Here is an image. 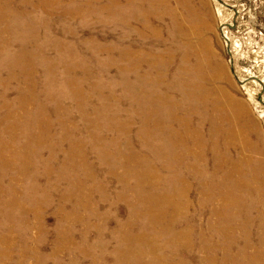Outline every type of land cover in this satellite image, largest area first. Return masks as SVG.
<instances>
[{
  "label": "rangeland",
  "instance_id": "1",
  "mask_svg": "<svg viewBox=\"0 0 264 264\" xmlns=\"http://www.w3.org/2000/svg\"><path fill=\"white\" fill-rule=\"evenodd\" d=\"M151 1L149 24L160 31L159 44L155 38L137 37L130 26L113 20L114 14L98 8L80 7L95 14L65 18L63 12L45 13L44 0H0V145L13 169L22 170L45 196L43 216L49 230L38 248H51L58 226L69 223L59 216L69 215L75 238L83 234L88 242L99 239L105 264L122 259L112 253L117 236L131 264H264V0ZM92 43L113 53H89L86 48ZM130 47L157 53L172 49L169 72L174 76L179 65L187 64L193 80L198 79L191 69L197 52L204 57L202 86L210 101L216 95L221 98L219 110H213L214 118L220 114L216 122L221 119L229 129V117L237 116L228 150L243 165L233 170L231 186L209 174L202 179L188 166L189 156L172 152L165 123L161 128L148 123L146 145L139 124L128 119L88 121L92 110H104L83 100L88 95L136 89L131 81L119 83L124 75L150 84L146 72L136 69V57L117 53ZM104 65L109 66L106 72ZM27 74L33 79L29 87ZM102 74L108 84L89 83L88 78ZM165 74L168 84V70ZM177 92L170 93L171 98L180 99ZM20 95L32 104L19 106ZM119 104L113 106L116 112L132 110ZM211 130L210 125L204 138L212 143ZM72 139L77 143L72 145ZM49 146L58 153L53 159ZM62 151L69 152L65 166ZM92 174L98 182L85 181L93 188L88 198L75 195V178ZM250 177H255L254 188L261 194L255 203L244 191ZM210 179L214 189L201 188ZM184 184L191 186L190 204L180 212L174 203L177 187ZM201 191L219 192L228 202L219 200L222 196L207 197L209 204L200 202ZM76 201L85 207H75ZM13 230L11 240L20 236Z\"/></svg>",
  "mask_w": 264,
  "mask_h": 264
},
{
  "label": "bare ground",
  "instance_id": "2",
  "mask_svg": "<svg viewBox=\"0 0 264 264\" xmlns=\"http://www.w3.org/2000/svg\"><path fill=\"white\" fill-rule=\"evenodd\" d=\"M151 4H153L151 0H44V2H42V5L46 9L45 13L49 14L52 13V11L57 13L63 12V17L65 18L86 17L84 15H88L89 13L80 10V7L98 8L102 10L103 13L108 12L114 14L111 16L112 19L116 20V22L122 26H130L132 30L134 29V34H136L137 37L144 39L148 37L155 38L156 44H159L160 41L157 36H159L160 31L157 27L150 26L149 24L152 12H154L152 11L153 7ZM91 14L93 15L95 13ZM23 39L26 40L27 37H23ZM119 40L124 41L125 38L122 37ZM145 44H147V41ZM88 46L89 49H86L92 54L106 53L108 55L113 53L110 49H95L96 46L93 43ZM72 48L74 55H79V51L75 47ZM129 49L130 50L120 49L117 50V53L120 51L126 58L128 56L129 59L136 57V69L139 72H146L147 77L145 79H147L150 84L145 86L140 79L134 77L132 74L128 76L124 75L121 76L123 78L119 83L123 84L131 81V84L135 86L137 84L136 89L128 87L124 90L123 88L126 92H123L121 95H117L114 91L102 93L101 97L99 95L97 97L88 95V97L83 100H86L91 105L100 104L101 107H104V110L102 109L101 111L92 110L91 116L88 117V121L93 122L97 118L99 121L102 120L103 123H107L111 118L122 117L126 120L128 119L127 121H129V123L139 124V130L145 133V140L148 136V134H146L149 128L148 123H158L157 126L160 128L161 124L165 123L167 133L169 134V146L172 147V152H175L177 155L182 154L183 158L189 156L190 160L188 166L193 167L194 171L199 174L202 179H207L210 175L211 177L218 178L220 183L231 186L233 170L243 163L231 156L228 150V148L232 147L229 143L233 142L232 139L235 135L233 123L236 121L235 118L237 116L229 117L231 123L229 129L224 127V123H222L223 121H221V119L216 122L220 114L215 112V114L218 113V115L214 118L213 110H219L221 98L219 95L215 96L214 94L215 98L210 101L207 91L202 86V70H204L203 65L206 62L204 57H201L198 51L197 53L199 54L196 58V67H191V69L193 68V70H195V76L198 78L196 81L191 77V71L189 72L190 66L188 67L187 64L186 66H183V64L179 65L178 68L175 69L174 76L169 72L170 64L174 61L172 49L168 48L166 51L163 50L159 53L152 52L149 48L132 49V47H130ZM66 50H68V48ZM101 68H104L106 72L109 66L104 65L101 66ZM167 70L172 80H170V82L168 81V84L165 74ZM126 73H129V70H126ZM27 75L25 80L28 82L29 87V85L33 83V79L29 74ZM107 79L106 74L88 78L91 85H96V83L99 82L100 84H108L109 80ZM82 83L83 85H87L85 82ZM151 85L154 88H151ZM155 87L159 88L157 89ZM31 89L32 88L27 89V92ZM174 90L178 91L177 93H179L180 99H177V97V100L171 98L170 93ZM217 90H219V88ZM39 98L41 101L45 99L44 96H40ZM230 102L235 104L233 101ZM118 103H122L119 104L120 107L128 104L131 106L132 110L128 112L126 110L116 112L113 106H117ZM26 104H32L30 98L20 95L19 106ZM238 105L239 104H237V106ZM39 114L43 119H46L45 116H43L44 111L42 108H40ZM210 125L212 126L211 133L214 135L212 143L210 139L204 138ZM74 136L77 137V135ZM77 141V139H72L71 144L74 145ZM149 143L150 142L146 140V145ZM46 150L49 152L48 154L52 159L58 154L56 150H52L51 146ZM61 155H63L62 164L64 165V159L67 160L66 156L69 155V152L64 154L62 151L60 152V156ZM23 173L22 170L16 171L13 169L10 161H8L7 154H5V146L0 145V264H105L103 261L104 255L102 245H100L99 239L96 238L88 242L85 239L86 236L84 237L83 234L78 235L79 238H75L73 229L71 225H69L74 222L72 216L69 215L64 216L60 214L61 216H59V218L63 216V220L69 223L67 226L64 224L58 226L59 230L56 233L55 239L52 240L51 248L45 246L43 251L38 248V245L43 240L45 231L49 230V226L45 224L46 216H43L46 200L37 185L32 183L29 179L27 180ZM152 176L154 177V173H152ZM88 178L89 179H85L84 177L75 178L73 187L75 195L88 198L87 193L92 191L93 188L87 185L86 182H92L93 180L94 185H97L98 182L93 174L88 175ZM254 180L255 177H250L249 181L247 179V182H245L246 189H244L246 196L248 192L249 195L247 198H251L252 203H255V201L258 200L257 198L261 195L259 190L254 188V183L256 181ZM84 186L86 188H84ZM203 186L209 190L214 189L211 179L210 182L207 180L201 183V188ZM190 189L191 186L189 184L177 187L179 198L177 197L174 207L180 212H185L189 208L190 202L188 198ZM218 189L219 187L217 190ZM27 195H29L31 199L28 200L24 198ZM221 196L222 198L219 200L228 202V200L225 199L226 197L219 192L217 194H210L206 191H201V199L199 201L209 204V200L206 199L207 197L217 198ZM80 204L82 208L85 207V203ZM80 204L76 201L75 207ZM174 213L178 212L174 210ZM213 216H215V214H213ZM209 225L210 224H208V226ZM13 229L19 231L18 233L20 236H17V238L14 236L11 240L10 235L13 234ZM229 229L230 228L227 230ZM73 237L76 239L74 244ZM261 238L262 237H260V239ZM116 239L112 253L119 255L122 259L115 261L113 264H131V258L123 254V240L118 236ZM119 240L121 243H119ZM11 246H14L15 249H11Z\"/></svg>",
  "mask_w": 264,
  "mask_h": 264
}]
</instances>
